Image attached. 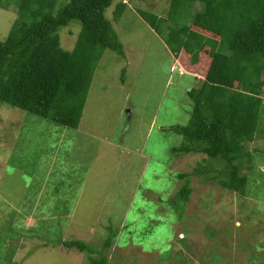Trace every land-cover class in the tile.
I'll list each match as a JSON object with an SVG mask.
<instances>
[{
    "label": "rangeland",
    "instance_id": "374dc122",
    "mask_svg": "<svg viewBox=\"0 0 264 264\" xmlns=\"http://www.w3.org/2000/svg\"><path fill=\"white\" fill-rule=\"evenodd\" d=\"M127 2L114 22L126 57L107 48L96 61L78 128L0 101V264H91L86 252L50 238H80L100 248L113 219L119 221V232L105 251L112 261L262 264L264 115L261 131L245 142L253 159L243 164L242 173L248 176L244 194L204 180L203 174L192 176L186 208L190 218L155 225L148 243L139 242L134 230L133 239L129 233L126 244L120 243L134 204L152 205L155 214L170 219L171 209L157 205V195L176 193L183 180L175 179V173L192 172L203 158L210 159L201 152L172 153L183 142L172 127L189 122L193 100L188 90L203 78L176 63L165 39L138 11L167 16L170 0ZM16 8L0 7L1 40L17 18ZM114 8L106 11L112 20ZM80 29L79 22L60 29L63 48L75 47ZM159 182L168 183L164 190ZM8 220L22 228L20 237L9 231ZM49 226L55 227L53 233ZM159 244L166 247L154 248Z\"/></svg>",
    "mask_w": 264,
    "mask_h": 264
},
{
    "label": "trees",
    "instance_id": "16d2710c",
    "mask_svg": "<svg viewBox=\"0 0 264 264\" xmlns=\"http://www.w3.org/2000/svg\"><path fill=\"white\" fill-rule=\"evenodd\" d=\"M12 4L17 7V18L7 38L0 39V101L64 127L78 128L96 61L107 48L126 57L114 22L128 6L127 0H0V7ZM112 5L114 20L106 14ZM138 11L165 39L176 63L203 78L188 90L193 100L189 122L172 127L183 136L172 153L201 152L210 159L203 158L204 163L199 162L192 172H176L175 179L183 180L176 193L157 195V205L164 203L171 209L170 219L155 214L152 205L134 204L126 219L125 239L120 237L124 244L127 234L131 239L135 236L133 230L139 232H135L139 242L148 243L155 225L190 218L186 208L194 189L192 176L203 174L204 180L244 194L248 176L242 173L243 164L253 159L245 142L261 131L264 115V0H170L167 16ZM166 21L170 23L164 29ZM72 22H79L81 29L75 47L68 50L61 45L59 31ZM158 184L164 190L168 183ZM8 221L9 231L20 237L22 228ZM118 222L109 221L100 248L80 238L64 240L58 235L50 239L86 252L91 264H126L129 257L112 261L105 254L118 235ZM181 241L185 247L187 237ZM162 247L166 246L154 248L161 251Z\"/></svg>",
    "mask_w": 264,
    "mask_h": 264
},
{
    "label": "built area",
    "instance_id": "2783aa9c",
    "mask_svg": "<svg viewBox=\"0 0 264 264\" xmlns=\"http://www.w3.org/2000/svg\"><path fill=\"white\" fill-rule=\"evenodd\" d=\"M173 67L175 68L176 66L174 65ZM180 72L182 73V70H180Z\"/></svg>",
    "mask_w": 264,
    "mask_h": 264
},
{
    "label": "crops",
    "instance_id": "0c3cea01",
    "mask_svg": "<svg viewBox=\"0 0 264 264\" xmlns=\"http://www.w3.org/2000/svg\"><path fill=\"white\" fill-rule=\"evenodd\" d=\"M12 26H13V24H12ZM12 26H11V28H12ZM11 30V29H10ZM10 32V31H9Z\"/></svg>",
    "mask_w": 264,
    "mask_h": 264
}]
</instances>
